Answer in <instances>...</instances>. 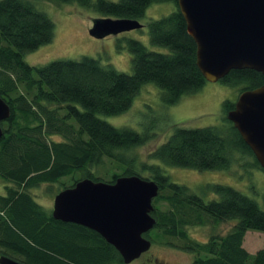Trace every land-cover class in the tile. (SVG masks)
<instances>
[{
    "label": "trees",
    "instance_id": "obj_1",
    "mask_svg": "<svg viewBox=\"0 0 264 264\" xmlns=\"http://www.w3.org/2000/svg\"><path fill=\"white\" fill-rule=\"evenodd\" d=\"M72 1L108 16L140 18L155 0ZM174 1L176 9L149 21L151 41L169 46L168 51L150 48L136 36L126 37L119 45L131 51L133 70L124 71L85 54L39 65L28 62L27 51L53 39L55 21L34 0H0V94L11 106L10 117L2 120L0 137V176L11 183L5 193L0 192V254L27 264L124 262L115 245L92 227L55 218L31 188L47 181L64 182L66 177L74 180L69 186L83 177L103 179L94 166L109 157L124 160L123 150L143 143L141 132L114 125L101 114L128 109L148 80L160 85L167 103L206 83L197 64L196 41L178 0ZM222 79L241 85L242 91L262 85L264 74L255 68H232ZM235 103V99L224 100L227 121L222 126L177 124L150 155L199 169L228 167L236 150L256 157L227 116ZM55 133L62 139L54 138ZM257 158L256 164L262 167ZM143 168L150 169V177L160 184L153 201L157 238L163 234L168 244L191 250L193 264H264L263 246L255 252L244 246L248 230L264 231V208L254 197L217 182L207 186L216 197L206 199L186 183L172 180L158 163L145 161ZM131 173L141 174L132 166L121 172ZM121 174L115 173L110 180ZM229 218L237 219L229 231L214 233L207 241L191 238L187 230L192 224H216Z\"/></svg>",
    "mask_w": 264,
    "mask_h": 264
},
{
    "label": "rangeland",
    "instance_id": "obj_2",
    "mask_svg": "<svg viewBox=\"0 0 264 264\" xmlns=\"http://www.w3.org/2000/svg\"><path fill=\"white\" fill-rule=\"evenodd\" d=\"M38 7L44 9L55 21V33L51 41L40 44L39 47L25 53V59L39 65L45 64L56 58H80L85 55L95 56L104 64L111 63L121 70H133L132 53L125 45L126 37H137L147 46L153 49L168 51L169 46L153 43L150 37L149 21L161 17L166 13L176 9L174 0L154 1L150 4L145 15L139 20L144 24L142 27H135L131 30H124L115 34L111 33L103 37L91 34L90 28L93 20L97 17H105L104 12L86 6L78 1H56V0H34ZM23 88V86H22ZM241 85L225 82L223 79L217 81L207 80L200 89L194 92L185 93L175 103H167L164 100V90L155 82L148 80L145 82L128 109L117 114H101L103 118L109 120L114 125L120 127L133 128L145 136V141L125 149V159L120 161L106 158L103 163L93 167L97 176L103 179L113 178L115 173L121 174L125 166H132L144 176H152V171L143 168V162L147 161L162 165L165 173L169 174L172 180L186 183L192 190L197 191L206 199L216 197L210 190L208 184L229 183L243 192L254 197L264 208V169L256 164L253 155L247 152L234 151L231 163L221 169H199L190 166L167 163L163 159L151 156L150 153L162 144L177 124L187 127H201L207 125L222 126L226 121L224 111V100H236L241 92ZM24 89V88H23ZM56 106L55 104L53 107ZM62 110L61 112H63ZM62 139L60 134L54 138ZM65 182L48 183L42 182L31 188V192L45 208L53 209L55 195L65 185L73 181L70 177L63 178ZM9 183L0 176V192H6ZM63 185V187H62ZM67 187V186H66ZM162 207L167 206V202H162ZM237 221L236 218L223 220L216 224H192L187 227L191 238L199 241H207L212 234L226 233ZM154 239L157 238L158 231L155 228L149 232ZM153 244L149 251L144 253L133 264H154V259L159 262H178L181 264H192L194 253L189 249L173 246L167 243V236L161 235ZM168 238V237H167ZM244 246L251 252L264 247V231L248 230L245 235ZM149 258L153 261L150 262ZM114 263V264H124ZM126 264V263H125Z\"/></svg>",
    "mask_w": 264,
    "mask_h": 264
},
{
    "label": "water",
    "instance_id": "obj_3",
    "mask_svg": "<svg viewBox=\"0 0 264 264\" xmlns=\"http://www.w3.org/2000/svg\"><path fill=\"white\" fill-rule=\"evenodd\" d=\"M178 5L207 80H220L232 68L264 74V0H178ZM143 25L136 17L103 16L93 20L90 32L103 37ZM10 115L11 106L0 94V137L2 120ZM227 116L264 168V83L244 88ZM159 191V182L143 174H121L114 181L83 177L58 191L51 210L57 219L92 227L130 262L153 244L145 232L157 223L153 201ZM0 264L27 263L2 253Z\"/></svg>",
    "mask_w": 264,
    "mask_h": 264
},
{
    "label": "flooded vegetation",
    "instance_id": "obj_4",
    "mask_svg": "<svg viewBox=\"0 0 264 264\" xmlns=\"http://www.w3.org/2000/svg\"><path fill=\"white\" fill-rule=\"evenodd\" d=\"M146 251L148 252L149 250H146ZM146 251L143 252L142 255H143L144 253H146ZM142 255H141V256H142ZM141 256H139V257H137V258L135 257V259L132 260V261H130V262H126V261H125V263H126V264H133V263H135V260H136V259L138 260V258H140ZM149 260H150V262L153 261L152 258H149ZM154 262H155L154 264H162V263H167V262H169V261H167V262H159L158 260H155V259H154ZM125 263H124V264H125ZM169 263H179V261H178V262H169ZM142 264H147V262H144V263H142ZM179 264H181V263H179ZM192 264H193V260H192Z\"/></svg>",
    "mask_w": 264,
    "mask_h": 264
}]
</instances>
